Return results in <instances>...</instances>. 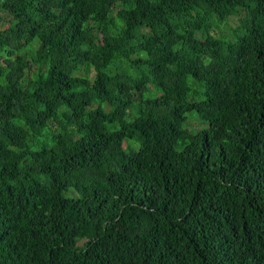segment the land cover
Instances as JSON below:
<instances>
[{
  "label": "trees",
  "instance_id": "trees-1",
  "mask_svg": "<svg viewBox=\"0 0 264 264\" xmlns=\"http://www.w3.org/2000/svg\"><path fill=\"white\" fill-rule=\"evenodd\" d=\"M0 264H264V0H0Z\"/></svg>",
  "mask_w": 264,
  "mask_h": 264
},
{
  "label": "rangeland",
  "instance_id": "rangeland-1",
  "mask_svg": "<svg viewBox=\"0 0 264 264\" xmlns=\"http://www.w3.org/2000/svg\"><path fill=\"white\" fill-rule=\"evenodd\" d=\"M229 25H232V27H235L236 26V21H233V19H232V21L230 22ZM222 29H225V27H222ZM147 95H148V92H145L144 96H147ZM192 116H194V115H191V117H189V119H188L189 127H193V126L200 127L201 125H200V122H198V119L195 118V117H192Z\"/></svg>",
  "mask_w": 264,
  "mask_h": 264
}]
</instances>
